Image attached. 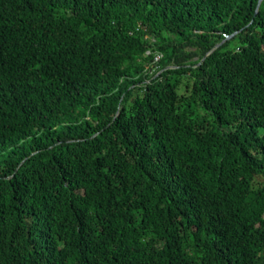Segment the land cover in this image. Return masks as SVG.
<instances>
[{"label": "trees", "instance_id": "trees-1", "mask_svg": "<svg viewBox=\"0 0 264 264\" xmlns=\"http://www.w3.org/2000/svg\"><path fill=\"white\" fill-rule=\"evenodd\" d=\"M0 264H264V0H0Z\"/></svg>", "mask_w": 264, "mask_h": 264}, {"label": "built area", "instance_id": "built-area-1", "mask_svg": "<svg viewBox=\"0 0 264 264\" xmlns=\"http://www.w3.org/2000/svg\"><path fill=\"white\" fill-rule=\"evenodd\" d=\"M156 58H158V56Z\"/></svg>", "mask_w": 264, "mask_h": 264}, {"label": "rangeland", "instance_id": "rangeland-1", "mask_svg": "<svg viewBox=\"0 0 264 264\" xmlns=\"http://www.w3.org/2000/svg\"><path fill=\"white\" fill-rule=\"evenodd\" d=\"M194 59V58H193Z\"/></svg>", "mask_w": 264, "mask_h": 264}, {"label": "water", "instance_id": "water-1", "mask_svg": "<svg viewBox=\"0 0 264 264\" xmlns=\"http://www.w3.org/2000/svg\"><path fill=\"white\" fill-rule=\"evenodd\" d=\"M230 37V36H229Z\"/></svg>", "mask_w": 264, "mask_h": 264}]
</instances>
